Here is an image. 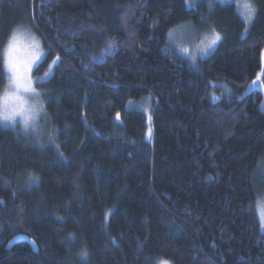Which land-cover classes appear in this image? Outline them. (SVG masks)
Listing matches in <instances>:
<instances>
[{"label":"trees","instance_id":"obj_1","mask_svg":"<svg viewBox=\"0 0 264 264\" xmlns=\"http://www.w3.org/2000/svg\"><path fill=\"white\" fill-rule=\"evenodd\" d=\"M251 2L246 28L233 3L0 0V94L17 28L41 39L34 76L60 57L37 85L54 144L0 125V264H264V93H245L264 0ZM183 23L221 36L195 65L167 40ZM145 97L149 116L127 109Z\"/></svg>","mask_w":264,"mask_h":264},{"label":"rangeland","instance_id":"obj_2","mask_svg":"<svg viewBox=\"0 0 264 264\" xmlns=\"http://www.w3.org/2000/svg\"><path fill=\"white\" fill-rule=\"evenodd\" d=\"M200 2H205L210 6H212L214 3H221V4L233 3L236 7L237 12L239 13V15L241 16L244 22L249 16L250 8L254 7L251 0H185L186 6L188 8L195 7ZM245 25L246 28H249L251 24L245 23ZM211 37H212V32H208L206 28L199 29L194 26L192 27L188 23H183L168 32L167 40L173 52H175L178 55L184 56L185 58L188 59L191 65H195L198 60L208 57L217 47L219 41H217V43L213 45L211 48L205 49V45L208 44ZM10 41H14L17 43L19 48V55L21 57H23L28 51H30L32 45L35 44H39L43 52V55L40 57L38 63L40 64L45 57V51L43 49L41 39L30 28L26 26L19 27L13 32V34L11 35V37L9 38V40L7 41L6 45L3 48V69H4L6 83L4 89L0 94V111L3 110V104H4L3 97L5 94V88L8 84V79H7L8 73L4 68V54ZM48 70H49V66L47 71ZM44 74L36 77L34 76V71L31 73L33 87L35 88L36 92L39 93L38 97L33 95L32 93H24V92L19 93V95L27 102V106L36 105V107L39 109V112L35 117V125L38 131L35 134H33L31 131H29L26 134L22 130L23 125H22L21 117L19 116L16 117L15 127H13L11 124H6L4 121L0 120V125L3 128L16 131L20 136L30 139V141L34 145L41 148H45L46 145L48 144H50L48 146L54 144L53 143L54 138L52 136L53 134L51 133L52 124H50L51 122L45 110V100L43 99L44 94L42 93V90L37 87L38 84H43L52 75L51 74L47 79H41L44 77ZM263 76H264V50L262 51V55H261V69L260 72H258L257 79L254 80L256 81V84L254 85L252 82L246 89L245 93L255 92V91H261L262 93H264V82L262 80ZM41 93L43 94V96ZM221 94L224 95L225 91L221 90L220 86L217 84L211 95L213 96L212 100L213 101L219 100L221 98ZM214 97L216 99H214ZM18 103L19 102L15 100L8 101V104L10 106H18ZM127 109H137L139 111L144 112L147 116H149V111L151 109V99L145 97L138 101L131 100L128 102ZM260 170L261 173L259 174L258 177L259 179L257 180L256 188L259 197L257 213L261 222V215L264 214V166L263 169L261 168ZM163 262L164 260L159 261L157 264H163Z\"/></svg>","mask_w":264,"mask_h":264},{"label":"snow or ice","instance_id":"obj_3","mask_svg":"<svg viewBox=\"0 0 264 264\" xmlns=\"http://www.w3.org/2000/svg\"><path fill=\"white\" fill-rule=\"evenodd\" d=\"M257 11L254 7L250 8L249 16L247 17L245 23L251 24L253 19L256 17ZM247 31V29H246ZM221 39V36L213 29L212 37L205 49L211 48ZM113 45L110 43L108 45L111 48ZM67 51V50H66ZM43 55L41 47L39 44L32 45L31 50L28 51L23 57L19 55V48L16 42L10 41L9 45L4 54V68L8 73L7 79L8 84L5 88V94L3 97L4 104L3 110L0 111V120L4 121L6 124H11L15 127L16 117H21L23 128L22 130L27 134L31 131L35 134L38 129L35 125V117L39 112L36 105L27 106V102L19 95V93H32L35 96H39L33 87V81L31 78V73L33 71L39 70L40 57ZM60 62V57H56L49 65V70L45 72L44 77L41 79H47L55 71V65ZM259 79V77H258ZM256 84V81H253ZM214 99H216L214 97ZM9 100L18 101V106H10L8 104ZM42 107V106H41ZM117 119H119V114H117ZM37 177L30 176L29 180L35 181ZM261 229L264 230V214L261 215ZM83 255H86L84 253ZM163 264H169V262L164 261Z\"/></svg>","mask_w":264,"mask_h":264}]
</instances>
